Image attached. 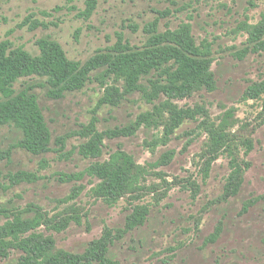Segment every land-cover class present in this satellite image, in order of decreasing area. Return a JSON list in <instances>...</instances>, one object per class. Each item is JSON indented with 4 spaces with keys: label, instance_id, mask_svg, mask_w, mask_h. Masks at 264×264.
Here are the masks:
<instances>
[{
    "label": "rangeland",
    "instance_id": "rangeland-1",
    "mask_svg": "<svg viewBox=\"0 0 264 264\" xmlns=\"http://www.w3.org/2000/svg\"><path fill=\"white\" fill-rule=\"evenodd\" d=\"M85 7L86 0H0V41L38 55L37 40L48 37L62 46L68 59L85 63L125 46L145 56L154 34L188 29L195 43L210 53L215 89L194 88L173 98L161 93L148 101L149 80L164 74L152 70L141 76L137 90L125 92L124 75L112 73L108 65L93 69L81 89L60 97L48 95L44 77L18 78L15 93L33 86L50 149L33 154L16 145L22 138L18 127H0V205L22 210L34 203L49 216L64 218L60 231L38 230L52 234L56 248L80 253L106 227L123 228L132 205L145 204L144 223L109 247L108 257L118 264H264V92L244 97L253 83L264 82V48L256 50L257 38L264 42V0H96L89 17L79 15ZM114 86L121 92L117 102H99L104 95L116 98ZM164 101L197 113L166 134L169 113ZM226 120L229 143L213 157L207 129ZM92 128L127 131L105 136L98 159L122 148L146 166L143 189L136 195L111 204L93 195L97 180L88 175L78 181L60 179L97 160L77 151ZM7 149L9 156L2 157ZM163 154H168L166 161L155 164ZM232 158L245 162L242 183L235 195L225 196ZM20 170L36 179L12 183L9 174ZM75 185L83 187L62 202ZM4 221L0 216V225ZM19 255L11 250L0 264H19Z\"/></svg>",
    "mask_w": 264,
    "mask_h": 264
},
{
    "label": "trees",
    "instance_id": "trees-1",
    "mask_svg": "<svg viewBox=\"0 0 264 264\" xmlns=\"http://www.w3.org/2000/svg\"><path fill=\"white\" fill-rule=\"evenodd\" d=\"M95 5L96 0H86V7L79 12V15L89 17ZM168 34L171 36L170 42L165 39ZM165 41L168 44L165 47L161 46ZM256 41L258 43L256 50L263 49L264 42L258 38ZM36 43L39 54L32 55L20 46L13 48L8 40L0 41V127L7 123H13L18 127L22 131V138L16 145L33 154L44 153L50 149V133L37 104L36 95L32 91L33 86L28 85L15 93L13 83L20 77L30 75L44 77L45 84L50 86L47 93L52 97H60L65 91L81 89L88 81L89 73L103 65H108L112 73L124 75L125 92L137 90L140 87L141 76L149 74L152 70L158 72V75L164 74V78L149 80L151 92L147 97L148 101L161 93L173 98L186 96L194 88L204 87L209 91L215 89L214 74L210 69L212 62L210 53L195 43L188 29H180L174 34L171 31L154 34L148 40L145 56L125 46L127 49L124 51L115 50L114 54H100L85 63L68 59L62 46L54 39L40 38ZM247 51L248 48L243 49L240 57H244ZM39 85L44 86L43 83ZM112 90L113 95L116 96L114 100L107 99L108 97L104 95L99 102L116 103L117 95L121 92L115 86ZM259 92H264V82L253 83L244 93V97L252 98ZM162 104L169 113L166 134L174 131L185 119L197 113L194 109L179 108L168 101ZM229 126V120H226L222 126H212L207 129L211 142L209 152L213 157L221 147L228 145L229 140L225 130ZM122 133H127L125 128L104 132L92 128L85 135L86 140L79 144L77 151L85 157L97 160L90 163L83 171L61 174L60 179L67 182L78 181L88 175L97 180L91 188L93 195L111 204L124 195H136L143 189L142 182L148 174L146 166L138 164L133 156L122 148L111 152L107 159L102 161L98 159L102 156L103 138ZM9 153L10 149L3 151L2 157H8ZM167 156L168 154H163L155 164L164 163ZM209 163L210 159L207 165ZM244 164V161L240 162L236 158L230 160L231 171L225 186V196L237 193L242 183L241 174ZM9 175L12 183L36 179L33 173L22 170ZM82 187V185L73 186L71 193L63 198L62 202H68ZM250 203L243 205L244 211ZM147 213V205H132L123 228L106 227L99 237L88 242L82 252L75 253L56 248L53 235L38 230L43 226L50 231H60L67 222L64 218L58 219L57 215L49 216L43 208L34 203H29L22 210H10L0 205V216L5 219L0 225V259L7 257L11 250H17L20 252L19 264H93L94 262L118 264L107 255L110 245L143 224ZM73 218L78 219L75 216Z\"/></svg>",
    "mask_w": 264,
    "mask_h": 264
}]
</instances>
